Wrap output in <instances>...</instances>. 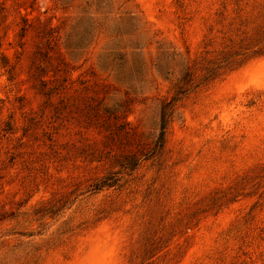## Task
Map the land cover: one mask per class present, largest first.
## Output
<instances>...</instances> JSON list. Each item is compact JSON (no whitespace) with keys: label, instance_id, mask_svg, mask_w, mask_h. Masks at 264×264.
Here are the masks:
<instances>
[{"label":"rangeland","instance_id":"1","mask_svg":"<svg viewBox=\"0 0 264 264\" xmlns=\"http://www.w3.org/2000/svg\"><path fill=\"white\" fill-rule=\"evenodd\" d=\"M0 264H264V0H0Z\"/></svg>","mask_w":264,"mask_h":264},{"label":"trees","instance_id":"2","mask_svg":"<svg viewBox=\"0 0 264 264\" xmlns=\"http://www.w3.org/2000/svg\"><path fill=\"white\" fill-rule=\"evenodd\" d=\"M164 126V125H163ZM165 128L163 127V130H164ZM162 130V132H161V134H160V137H159V140H158V143H157V145L158 146H161L162 144H163V139H164V131Z\"/></svg>","mask_w":264,"mask_h":264}]
</instances>
